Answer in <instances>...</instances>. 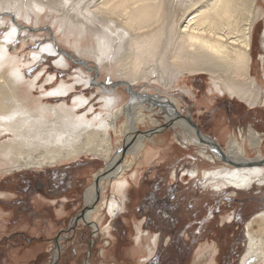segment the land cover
Segmentation results:
<instances>
[{
  "label": "bare ground",
  "instance_id": "6f19581e",
  "mask_svg": "<svg viewBox=\"0 0 264 264\" xmlns=\"http://www.w3.org/2000/svg\"><path fill=\"white\" fill-rule=\"evenodd\" d=\"M10 11L36 24L45 17L47 21L55 17L53 25H59V33L85 37L86 45L70 37L61 42L75 55L90 57L105 71L111 69L120 79L121 89L115 92L105 88L106 93H114L101 95L100 100L94 95L99 100L97 109L86 94L68 102L71 96L66 94L80 84L62 81L47 89L58 80V75L51 73L40 82L47 71L35 80L28 79L22 70L25 65L21 66L24 61L11 52L9 45L21 29L16 20V30L0 37V173L56 168L61 162L83 156L108 161L85 190V207L74 218L77 224L89 223L93 232L100 234L110 233L94 220V215L106 207L114 217L120 208L117 196L125 201L130 194L126 191L137 177L136 171L127 173L129 166L122 164L125 157L132 156L133 164L141 160L149 164L155 154L149 146L156 144L155 133L165 128L176 131L186 143L209 146L212 153L204 149L201 156L210 162L223 157L226 164L221 169L203 171L204 178L217 188L249 189L264 181L262 134L250 127L245 138L243 133L235 137L221 129L219 136L227 147L221 150L192 118L182 114L180 99L172 95L191 77L206 74L212 82L211 92L227 93L250 108L264 107V86L253 77V52L264 19V0H0V12L12 18ZM262 40L264 46V37ZM54 48L56 51L45 46L41 49L69 57L58 54L59 65L70 66L72 61L87 67L82 59ZM37 56L34 53L35 61ZM93 69L99 73V69ZM76 80L89 86L83 77ZM135 87L145 90L135 92ZM141 126L146 128V135ZM114 136L123 139V154L121 149L113 154ZM248 150L255 153L254 157H249ZM197 175V171H190L191 177ZM106 184L114 192L109 201L101 196ZM246 229L243 262L264 264V212L253 216ZM142 234H137L136 253L143 251ZM148 249L146 261L152 254V248ZM84 264L91 262L85 259Z\"/></svg>",
  "mask_w": 264,
  "mask_h": 264
},
{
  "label": "rangeland",
  "instance_id": "374dc122",
  "mask_svg": "<svg viewBox=\"0 0 264 264\" xmlns=\"http://www.w3.org/2000/svg\"><path fill=\"white\" fill-rule=\"evenodd\" d=\"M11 12L12 18L0 12V37L3 39L7 34L5 32L16 30L17 20L21 29L15 34L16 40L13 39L9 45L11 52L24 61L21 66L25 65L22 70L28 79L35 80L47 71L48 74L39 79L42 82L47 75L58 72L62 77L58 76V80L46 86L47 89H53L62 81L80 84L71 94V91L66 94V97L71 96L68 102L72 103L75 96L86 94L93 99L92 104H96L97 109L101 95L121 89L120 79L111 69L105 71L90 57L75 55L68 45L61 42L70 37L71 41L77 39L86 45L88 41L85 37L79 38L73 32L59 33V25H53L55 17L51 21L45 17L36 24L25 22L15 15V11ZM263 37L264 19L258 27L253 52V77L264 86ZM71 44L74 45L73 42ZM42 46L55 51L54 46L59 47L70 53L72 58L88 63L87 67L91 69L81 68L72 61L70 66L59 65L60 57L57 55L64 58L66 55L42 52ZM34 53L39 55L36 65ZM93 67L99 69V73ZM80 77L89 86L76 83ZM211 83L209 75H196L172 94L180 99L182 114L192 118L193 123L198 124L200 130L211 137L221 150L227 148L224 138L219 136L221 129H226L228 135L235 137L243 133L245 138L252 127L262 134L264 140V107L250 108L227 93H213ZM105 88L114 91L108 94ZM126 90L128 92V88ZM134 90L142 93L145 87H135ZM153 92L164 94L160 90ZM141 131L146 135L145 127L141 126ZM155 136L156 144L149 146L155 152L149 164L143 160L133 164V157L124 155L122 164L129 166L130 172L127 173L136 171L137 177L127 189L126 193L130 194L125 201L117 196L120 208L116 215H109L106 207L94 215V220L102 228H108L110 234L93 232L89 223L77 224L74 219L85 207V190L94 182V175L109 164L103 158L83 156L78 160L61 162L56 168L0 173V258H3L0 264H6L5 261L8 262L11 257L15 261L7 264H84L85 259L91 264H250L249 261L243 262L247 251L246 224L253 216L264 212V181L254 183L249 189L217 188L204 178L203 171L221 169L226 164L223 157L215 163L210 162L201 156L204 149L207 154L212 153L209 146L186 143L170 128L155 133ZM122 144L120 136L113 137V154L122 150ZM262 149L264 154V146ZM248 155L254 157L255 153L248 150ZM46 170L59 175L67 173L73 179L74 189L53 195L43 193L33 196L31 191L27 193L24 179L27 176L49 179L43 172ZM190 171H197L198 175L191 177ZM113 195V190L106 184L101 196L109 201ZM139 231L143 232L140 244L143 251L136 253ZM148 246L152 248V254L146 261L144 257L150 255Z\"/></svg>",
  "mask_w": 264,
  "mask_h": 264
},
{
  "label": "flooded vegetation",
  "instance_id": "af4514ba",
  "mask_svg": "<svg viewBox=\"0 0 264 264\" xmlns=\"http://www.w3.org/2000/svg\"><path fill=\"white\" fill-rule=\"evenodd\" d=\"M43 172L50 178H44L42 180L39 176H36L35 178H32V176H27L26 179H24L25 182L23 185L25 186L27 193L31 191L30 193H34L33 196H39L43 193H48L47 195H53L54 193L60 194L74 189L73 179L70 178L67 173L59 175L52 170H46ZM31 188L34 189V191L31 190ZM8 246L10 245L8 244Z\"/></svg>",
  "mask_w": 264,
  "mask_h": 264
},
{
  "label": "crops",
  "instance_id": "0c3cea01",
  "mask_svg": "<svg viewBox=\"0 0 264 264\" xmlns=\"http://www.w3.org/2000/svg\"><path fill=\"white\" fill-rule=\"evenodd\" d=\"M39 201V200H38ZM44 201V200H43ZM0 259H3L2 257L0 258ZM8 260V262H6L5 261V263L7 264V263H9L10 261H12V260H14L15 261V259L13 258V257H11V259H7ZM2 262V260H0V263Z\"/></svg>",
  "mask_w": 264,
  "mask_h": 264
},
{
  "label": "trees",
  "instance_id": "16d2710c",
  "mask_svg": "<svg viewBox=\"0 0 264 264\" xmlns=\"http://www.w3.org/2000/svg\"><path fill=\"white\" fill-rule=\"evenodd\" d=\"M236 222H238V221H236ZM237 224V226H238V223H236Z\"/></svg>",
  "mask_w": 264,
  "mask_h": 264
}]
</instances>
